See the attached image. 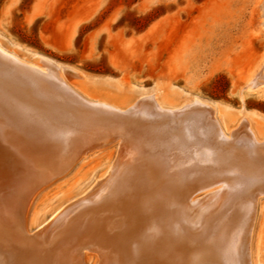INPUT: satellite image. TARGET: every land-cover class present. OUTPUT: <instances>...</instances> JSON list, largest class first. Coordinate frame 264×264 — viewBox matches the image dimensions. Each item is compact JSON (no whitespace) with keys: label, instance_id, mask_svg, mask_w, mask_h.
<instances>
[{"label":"bare ground","instance_id":"bare-ground-1","mask_svg":"<svg viewBox=\"0 0 264 264\" xmlns=\"http://www.w3.org/2000/svg\"><path fill=\"white\" fill-rule=\"evenodd\" d=\"M261 9L264 15V0ZM40 57L26 59L0 42V264H37L47 251L26 237L40 183L34 155L81 156L109 132L128 154L115 158L97 192L88 194L95 185L81 192L87 202L98 201H85L84 212L95 211L91 218L77 205L58 216L67 221L64 232L95 238L105 227L109 264H252L247 238L264 190L263 138L244 124L229 134L199 97L175 107L152 94L127 104L90 98L55 73L66 66ZM263 77L264 64L247 88L255 90ZM215 188L214 201L198 198Z\"/></svg>","mask_w":264,"mask_h":264},{"label":"rangeland","instance_id":"rangeland-1","mask_svg":"<svg viewBox=\"0 0 264 264\" xmlns=\"http://www.w3.org/2000/svg\"><path fill=\"white\" fill-rule=\"evenodd\" d=\"M263 18L261 0H0V42L26 59L45 56L66 66L55 73L90 98L127 104L152 94L175 107L199 97L211 103L229 134L244 124L264 140V83L247 88L264 64ZM109 134L81 156H33L40 183L27 210L26 237L47 250L37 264H109L103 224L95 238L74 237L62 229L66 219L57 221L74 205L87 212L81 192L93 185L88 194L97 192L115 158L128 154ZM217 189L198 198L216 199ZM96 200L87 203L97 206ZM255 209L248 252L252 264H264V190ZM85 212L91 218L95 211Z\"/></svg>","mask_w":264,"mask_h":264}]
</instances>
